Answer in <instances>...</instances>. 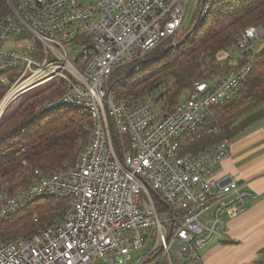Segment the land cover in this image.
<instances>
[{
    "label": "built area",
    "instance_id": "built-area-1",
    "mask_svg": "<svg viewBox=\"0 0 264 264\" xmlns=\"http://www.w3.org/2000/svg\"><path fill=\"white\" fill-rule=\"evenodd\" d=\"M217 1L9 0L11 12L0 20V83L8 89L1 106L58 81L63 92L36 115L80 110L93 129L74 167L36 171L25 190L0 186V225L39 198L68 203L59 221L32 237H0V264H132L151 242L147 258L134 264H202L197 251L222 239L229 218L247 210L255 193L222 176L232 140L198 156L181 153L212 109L240 91L262 53L264 23L236 37L239 57L218 62L231 70L195 82L172 111L163 96L172 84L128 102L117 101L110 84L116 69L138 74L152 51L170 40L175 47L190 29L183 24L191 3L197 26ZM250 264H264V256Z\"/></svg>",
    "mask_w": 264,
    "mask_h": 264
},
{
    "label": "trees",
    "instance_id": "trees-1",
    "mask_svg": "<svg viewBox=\"0 0 264 264\" xmlns=\"http://www.w3.org/2000/svg\"><path fill=\"white\" fill-rule=\"evenodd\" d=\"M10 12L9 0H0V20ZM261 23L264 0H218L200 24L178 35L174 48L170 40L148 54L140 73L133 74L128 67L116 69L110 84L117 101L128 102L172 84L173 91L163 95L167 111H172L195 82L209 81L231 70L229 65L220 68L218 57L237 46L236 37L241 32ZM63 90L58 81L50 82L38 97L23 101L25 94L21 95L4 110L0 118V186L7 191L29 188L36 171L50 175L74 167L89 144L93 121L87 112L64 107L44 117L36 115L40 106ZM212 114L200 136L188 140L181 154L198 156L264 118V51L238 94L214 107ZM67 208V202L39 198L6 217L0 225V237L3 241L30 238L42 227L59 221ZM260 256H264V249Z\"/></svg>",
    "mask_w": 264,
    "mask_h": 264
},
{
    "label": "crops",
    "instance_id": "crops-1",
    "mask_svg": "<svg viewBox=\"0 0 264 264\" xmlns=\"http://www.w3.org/2000/svg\"><path fill=\"white\" fill-rule=\"evenodd\" d=\"M222 176L247 184L256 198L243 214L229 218L226 243L211 255L227 264L253 263L264 249V118L232 139Z\"/></svg>",
    "mask_w": 264,
    "mask_h": 264
},
{
    "label": "rangeland",
    "instance_id": "rangeland-1",
    "mask_svg": "<svg viewBox=\"0 0 264 264\" xmlns=\"http://www.w3.org/2000/svg\"><path fill=\"white\" fill-rule=\"evenodd\" d=\"M190 6H191V9H192L193 3H191ZM191 9L188 11L187 16H186V19H185V22L183 24V29H185V30H187L189 28H192L195 25V22L197 20L196 18H194L192 16V10ZM258 25H262V23L261 24H258ZM258 25H253V26H258ZM253 26H250L248 28H251ZM263 51H264V47H261L260 50H259V52H263ZM230 55H235V57H239V53L234 52V50H233V52H232V50H230L228 53L220 55L218 57V62H220L222 60H226L227 56H230ZM223 64H224V62H223ZM7 91H8V89L5 88L4 86L3 87L2 86L0 87V107H1V104H2V102L4 100L5 95L7 94ZM43 91H44V86H40V87H37L35 89H32V90L28 91L27 93H25V95L23 96L22 100L25 101L27 99H34V98L38 97L39 95H41ZM186 96H187V94L185 93L183 95V97H181V98L182 99H185ZM15 99L16 98L12 99L11 102L14 101ZM53 99H51V100H53ZM51 100H49V101H51ZM49 101L45 102L42 106H40L36 110V113L38 112V110L41 107H43ZM7 106H5V108L3 110H5ZM224 237L222 239L216 238L209 245H207L206 247H204V248H202V249H200V250L197 251L196 257L202 262V264H227L225 261H220L219 259H215V256H212L211 255V254L214 253V249H216V246H219V247H223L224 246V243H226L225 242L226 238H224ZM153 246H154V242H151V243H148L142 250H140L138 252H135L133 254V256H132V258H133L132 264L136 263L138 260H143V259L147 258V256L149 255V252L151 251V249H152ZM208 254H210V255H208ZM261 257L262 256H260V258ZM147 264H151V263H147Z\"/></svg>",
    "mask_w": 264,
    "mask_h": 264
},
{
    "label": "bare ground",
    "instance_id": "bare-ground-1",
    "mask_svg": "<svg viewBox=\"0 0 264 264\" xmlns=\"http://www.w3.org/2000/svg\"><path fill=\"white\" fill-rule=\"evenodd\" d=\"M3 109H4V107L1 106V107H0V115H1V112H2Z\"/></svg>",
    "mask_w": 264,
    "mask_h": 264
},
{
    "label": "water",
    "instance_id": "water-1",
    "mask_svg": "<svg viewBox=\"0 0 264 264\" xmlns=\"http://www.w3.org/2000/svg\"><path fill=\"white\" fill-rule=\"evenodd\" d=\"M173 48H174V46H173ZM169 51H170V49H169L167 52H169ZM2 114H3V113H1L0 118H1Z\"/></svg>",
    "mask_w": 264,
    "mask_h": 264
}]
</instances>
